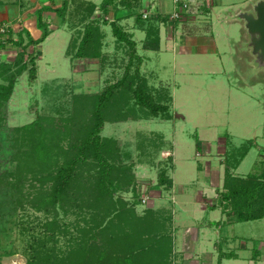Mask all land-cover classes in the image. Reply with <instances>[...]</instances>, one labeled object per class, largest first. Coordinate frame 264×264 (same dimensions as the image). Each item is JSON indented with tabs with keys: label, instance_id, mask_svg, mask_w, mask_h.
<instances>
[{
	"label": "rangeland",
	"instance_id": "rangeland-1",
	"mask_svg": "<svg viewBox=\"0 0 264 264\" xmlns=\"http://www.w3.org/2000/svg\"><path fill=\"white\" fill-rule=\"evenodd\" d=\"M171 1L151 0L153 7H150V11L155 13L159 11V7L163 14H169ZM229 1L223 0V6H236L230 4H238L242 0ZM256 1L258 0L249 2L247 9L250 10ZM124 3L130 4L131 10L127 8L125 15L129 16L132 12L137 14L141 0H117L111 11L121 10L120 13H126L122 9ZM97 15L104 35L99 59H75L67 54L68 48L65 46L56 49L58 41L54 40L45 42L41 47L30 46L24 57L27 70L16 78L9 101L0 108V200H5L0 209L3 210L1 219L9 221L7 224L0 221V264H26L29 235L32 231H42L45 223L52 219V215L46 214L44 209H39L36 205L41 201L40 194L43 196L49 191L56 169L68 158L70 143H76L77 127L86 122V117L76 111L75 97L97 95L106 85L115 83L123 75L129 51L115 42L109 27L112 18L106 19L107 15L102 12ZM129 19L121 17L118 25L129 35L133 30L131 35L136 43V53L143 58L140 73L147 79L156 98L164 95L171 98L169 105L173 119L163 121L149 117L139 121L106 122L101 136L117 140L120 152L128 155L121 156L117 164L132 166L134 182L120 189L114 187L113 201L118 204L116 210L105 217L103 215L104 220L92 222L89 214L98 211L90 208L87 214L84 208L96 200L93 201V195H85L79 188L87 185L93 189V180L97 174L92 165H85L78 170L76 177V198L79 200L72 201L66 218L58 210L59 225L67 224L70 230L75 224L82 229L87 225L97 227L103 222L100 227L95 228L98 232L95 233L97 235H91V240L101 245L103 250L106 249V254H101L105 264L134 262V255L137 256L138 248L143 243L141 239L149 238L150 233L145 231L146 227L143 228L138 219L152 207L151 200L155 205L153 210L158 209L156 206L163 209L157 215L162 217L163 232L166 230L170 234L172 207H179L171 202L169 190L157 187L159 173L163 168H167L168 177L175 176L177 185L185 188H189V184L198 188L204 181L195 169L196 166L203 165V150H210L213 157H225L223 160L229 173L239 179H247L248 175H257L264 169V69L260 70L253 65L254 57L251 56L250 49H247V44L239 43L238 51L246 53L241 55L239 64L229 62V66L225 65L229 55H226V59L223 56L214 59L210 55L194 53H178L176 56L177 49L166 50L168 42L173 39L171 33L177 31L176 28L189 30L194 26L192 29L197 32V22L210 21L209 17L195 16L180 23L173 24L169 21L157 24L159 28L167 30L159 34L160 43L161 38L163 42L161 51L153 53L143 49L146 24L135 23L137 27L135 25L134 28L132 19ZM83 26L79 25L76 31H82ZM139 28L142 29L141 32ZM244 33L243 39L248 40L245 30ZM5 34L6 32L0 34V42ZM206 34L209 38L210 33ZM71 36L77 39L80 34L74 33ZM13 38L16 39V36ZM180 44L177 41V45ZM20 52L21 47L5 44L0 50V65L12 64ZM31 57L35 58L36 67L33 81L28 74ZM183 60L188 61L183 66L187 69L184 74L179 71V62ZM221 64L224 72L220 74L217 70L222 71ZM12 73H15V67L12 68ZM3 82L4 78L0 76V85ZM86 105L89 103H85ZM176 115L183 119H177ZM34 122H37L39 130L27 128ZM37 131H43L44 135L40 136ZM197 138L209 145L203 146L204 148L197 146ZM42 151L46 153L42 155ZM242 154L245 157L240 166L237 169L231 167L232 162ZM172 157H176V161L187 158L189 165L176 163L175 173L174 162H169ZM112 177L116 186L126 181V178L120 180L122 176L116 173ZM4 186L13 191L11 197L10 193L3 195L7 190ZM215 202L217 204L216 200ZM97 203L101 207H108L112 201L106 197L101 201L97 200ZM227 218L225 216L222 219ZM228 224L222 230L230 241L228 248H225V252L229 251L225 253L227 256H234L237 253L234 246L243 242H248L251 248L259 249L258 245L264 247V218L235 222L230 226ZM72 234L80 236L75 231ZM65 244L66 239L60 237L58 246L65 248ZM261 250L264 253V249ZM168 252L167 249L166 253ZM260 259L261 262L262 256ZM225 261L228 264L241 263V260L238 263L233 260ZM133 264H137L136 260Z\"/></svg>",
	"mask_w": 264,
	"mask_h": 264
},
{
	"label": "trees",
	"instance_id": "trees-1",
	"mask_svg": "<svg viewBox=\"0 0 264 264\" xmlns=\"http://www.w3.org/2000/svg\"><path fill=\"white\" fill-rule=\"evenodd\" d=\"M117 0H104L100 8L104 15H107L108 8L115 5ZM3 3L0 2V5ZM67 5V0L63 1V7ZM126 5L127 7L125 8ZM122 5L125 9L130 8V4L124 3ZM131 10V8L129 9ZM63 8L58 11L59 14L63 12ZM93 11V9H92ZM92 14V12H91ZM130 16L135 17V22L139 25L145 23V41H143V49L149 51H158L160 45L159 26L169 22L168 16H155L153 19L142 20L141 16L136 12H132ZM61 17V16H60ZM121 17L109 23L111 34L115 39L117 45L125 46L129 51L128 62L125 66L123 75L115 83L108 84L101 91V93L92 97L76 96L75 107L76 111L81 113V116L86 117V122L77 127L76 143H70L68 154L60 165L53 177V183L47 193L43 196L40 194L41 201H39V209H44L46 214L52 215V219L46 222L44 229L37 233L29 235L28 251L26 264H105L103 254L105 250L101 248L95 241L91 240V235H97L98 228L102 225L79 228L72 225L74 228L70 230L67 224L59 225V211L63 213L66 218L70 213L72 201L79 200L76 198V177L78 170L85 165H92L96 169V177L93 180V189L87 185L82 186L79 190L85 195H93V201L84 210L87 214L90 210L98 211L94 214L90 213V220L95 223L111 212L116 210L118 204L113 201L114 190L124 186H130L134 182V175L131 173L132 166H123L121 163L117 164V160L123 156L128 157L127 154L120 152L117 140L113 138L102 137L101 132L106 122L116 123L125 122L127 120L139 121L149 117L160 119L163 121H171L173 119L170 113L171 98L164 95L163 97H155L152 89L148 84L147 79L140 73V66L143 63V58L136 53V43L132 36L126 33L119 25L118 20ZM149 23V24H148ZM150 23H153L150 25ZM173 24L179 22H172ZM102 24H105L102 23ZM37 29L41 31L38 39L34 40L29 32L25 29L20 30L15 34L16 39L13 38V33L10 28H6V34L0 42V50L5 44H13L21 47L22 52L16 56L12 64L0 65V76L4 78V82L0 85V108L9 101L15 86V80L23 72L27 70V63L24 57L27 56L26 51L30 46H37L44 42L49 36L50 31L47 26L43 24L41 17L37 16ZM142 30V29H141ZM79 38H72L68 45L67 54H71L73 58L83 59H99L101 57V50L103 48L104 35L98 20H89L83 26L82 31L76 32ZM71 51V52H70ZM31 67L28 69L30 80H35L36 67L35 58L29 59ZM15 67V73H12V68ZM85 103L89 105L85 106ZM37 122L27 126L28 129L35 131L39 130ZM74 131V130H73ZM40 136L44 135L43 131H37ZM199 146L198 138L196 140ZM44 147V145H43ZM45 149V147H44ZM46 150V149H45ZM42 155L46 151L40 152ZM39 155V153H38ZM37 155V157H38ZM245 154L238 157L231 164V167L236 168ZM172 159H169V162ZM117 174L126 178L122 185L116 186L113 181V175ZM164 187L166 190L172 188V181L167 176V168H163L159 173L158 186ZM5 187V186H4ZM5 193H10L12 190L5 187ZM223 191L218 193L216 199L217 204L211 208H220L222 213L234 216L237 222L255 221L264 218V169L257 175H248L247 179H239L229 173L226 168ZM135 191V189H133ZM1 191V190H0ZM108 197L112 203L110 205L101 207L97 200L101 201ZM31 203V202H30ZM5 200H0V207H3ZM96 205V206H95ZM91 208V209H90ZM3 210L0 209V221L7 224L8 220H2ZM85 220V217H84ZM139 223L145 228V231L150 233L149 238L141 239L143 243L138 248L137 256L134 255V262L137 264H169V256L171 252V238L169 234L163 232L162 217L155 214L154 211L148 209L144 216L139 217ZM86 221V220H85ZM24 230V229H23ZM96 230V231H95ZM4 231V230H3ZM75 231L79 237L72 234ZM164 233V234H162ZM155 235L153 238L152 235ZM159 234V235H158ZM90 238H89V237ZM165 236V237H164ZM65 238V248L58 246L59 238ZM138 240V241H141ZM101 248V249H100ZM168 249V253H166ZM100 252L98 253V251ZM253 254H257L254 248ZM230 257V256H228ZM255 257V255H254ZM133 261L129 264H133ZM128 264V263H127Z\"/></svg>",
	"mask_w": 264,
	"mask_h": 264
},
{
	"label": "crops",
	"instance_id": "crops-1",
	"mask_svg": "<svg viewBox=\"0 0 264 264\" xmlns=\"http://www.w3.org/2000/svg\"><path fill=\"white\" fill-rule=\"evenodd\" d=\"M63 1L64 0H0V2L3 3L0 5V27L4 26L10 28L13 36L20 30L25 29L29 32L30 36L36 40L41 35V31L38 30L36 26L37 16L39 15L43 24H45L50 31L49 36L43 43L39 44V46L41 47L45 42L54 40L58 41L56 49L62 48L63 46L67 49L72 39L71 35L77 32L76 29H78L79 25L82 27L83 24L89 20H97V14L102 12L100 5L104 0H67V5L65 7H63ZM141 1L144 4L145 1ZM211 1L212 9L209 14V20L211 22H197V32L192 29L194 26L190 27L189 30L183 27L176 28L177 31L175 30L174 33H171L173 39L168 42V48H166V50L171 49L174 51V49H177L176 56L178 53L179 55L194 53L203 56L210 55L214 59L223 56L226 59V55H229L228 59H226L228 60V62L225 63L226 66H229V62L239 64L241 55L246 52L240 53L238 51V46H240L239 43H246L247 40L243 39V23L234 20V16L241 11H247L250 5L249 2H254V0H242L238 4H230L236 6L225 7L223 6L225 3L223 0ZM229 3H231V1H229ZM62 8L64 11L59 14L58 11ZM113 9L114 6L108 8L106 19L107 17H111L112 20H110V22H113L116 17H127L130 18L129 20L132 19L131 21L133 22L134 28L135 25L137 27V24H135V17L125 16L127 10L124 7L122 9H125L124 11H126V13L123 12V14L120 13L121 10L119 12L111 11ZM180 25H182V23ZM216 26L219 27V29ZM100 27L102 30L103 26ZM136 29L138 30V28ZM166 30L167 28L164 30L160 27L159 34L161 35V32ZM130 32L131 34L134 33L133 30ZM206 33H210L209 38L206 37ZM212 33L217 34L213 35ZM177 41L181 43L179 46L177 45ZM162 43L161 38L158 51H161ZM150 52L156 53L157 51ZM187 62L188 61L185 60L179 62V71L183 74L187 70L183 67L187 65ZM223 67V64H221L222 71L218 69V73L221 74V72H224ZM176 118L183 119L180 115H176ZM198 142L200 144L199 146L202 148H204L203 146L207 147V145H209L202 139L200 141L198 140ZM203 153L205 155V157H202L204 158V160L202 159L203 165L200 164L195 167L197 173L204 179L203 183L199 185V189L190 184L189 188H185L183 185H177L176 177H169L172 181V188L169 190L172 195L170 200H172L171 202H173V205L177 204L179 207L178 209L172 207L173 213L170 223L172 229L170 234L167 231V234H169L171 238L169 264H228L225 260H233L236 263L241 260L240 264H264V253L261 250L264 249V247L260 245H258L259 249L257 247L255 248L257 251L255 257L253 256L254 254H252L254 248H251L248 242L239 243L234 246V249H237V253H234V256L228 257L225 254L229 252H225V248H228V243H230V241L228 240L229 238H227L228 236L222 233V230L225 228L226 224L229 223L228 225L230 226L232 223L237 222V220L230 214L222 213L220 208L212 209L211 207L216 204L215 200L218 197V193L223 191L222 187L227 168L223 158H226L223 156L221 157V155H219V157H213L214 154H212L210 150H203ZM175 158L176 157H172L174 172L176 171V163L184 166L189 165L187 158L178 159V161H176ZM239 166L240 165L235 169ZM150 205L152 207L155 206L153 200H151ZM152 207H150V210L154 211L155 214L163 210L160 209L159 206H156L155 208L158 209L154 210ZM225 216H228V220L222 219ZM261 256L262 263L260 262Z\"/></svg>",
	"mask_w": 264,
	"mask_h": 264
},
{
	"label": "water",
	"instance_id": "water-1",
	"mask_svg": "<svg viewBox=\"0 0 264 264\" xmlns=\"http://www.w3.org/2000/svg\"><path fill=\"white\" fill-rule=\"evenodd\" d=\"M234 20L243 23L247 35V49L254 57L253 65L264 69V0L256 1L250 10L241 11Z\"/></svg>",
	"mask_w": 264,
	"mask_h": 264
},
{
	"label": "built area",
	"instance_id": "built-area-1",
	"mask_svg": "<svg viewBox=\"0 0 264 264\" xmlns=\"http://www.w3.org/2000/svg\"><path fill=\"white\" fill-rule=\"evenodd\" d=\"M144 4L140 3L139 5V15L142 20L153 19L155 16H168L169 21L172 23L182 22L185 19L193 18L197 16L200 17H209V14L212 9L211 0H172L171 12L169 14H163L160 8L159 11L152 13L150 7H153L151 0H144ZM144 7V8H143ZM6 27L2 26L0 28V34L5 32Z\"/></svg>",
	"mask_w": 264,
	"mask_h": 264
}]
</instances>
